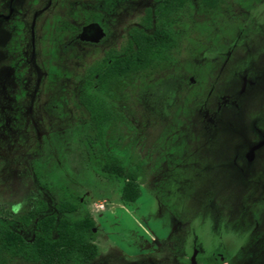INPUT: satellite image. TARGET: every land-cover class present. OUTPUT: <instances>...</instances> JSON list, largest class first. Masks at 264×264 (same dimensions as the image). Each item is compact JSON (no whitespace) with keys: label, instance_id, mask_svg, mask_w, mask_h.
<instances>
[{"label":"flooded vegetation","instance_id":"af4514ba","mask_svg":"<svg viewBox=\"0 0 264 264\" xmlns=\"http://www.w3.org/2000/svg\"><path fill=\"white\" fill-rule=\"evenodd\" d=\"M238 1L182 0V6L176 7L174 0H0V66L7 63V66L15 67L19 58L31 59L32 48L36 47L35 34L45 35L48 32L58 37L64 34L69 35V43L63 42V47L72 46L75 41H78L82 44L91 45L99 51H105L99 60L90 64L87 70L75 71V79L69 86L68 93L63 92L62 98H60L63 100V110L61 105L60 108L59 105H51L52 110L54 109L57 115L65 119H63V124L71 125L74 135L72 141L70 139V144L68 141L62 146L59 145L58 150L53 145V149L50 151L49 142H45L39 151V154H44L41 156L43 163L34 166L33 163L36 162V159L34 161L30 160L28 164L31 166H28V169H25L22 175L12 172L10 167L8 168V172H12L15 182L21 180L23 186L27 187L26 193L33 195L34 201L31 202L30 200V206L23 214L17 216L14 214L10 216V213H8L9 216L0 215V222L14 226L22 225V218L33 209L45 208L46 206L52 208V202L56 201L61 194V185L66 184L82 201V204L78 206V211H85L92 222L93 238L91 241L95 244L97 253L91 260L83 264L91 262L99 253L97 239L101 241V244H104L103 241H106L108 246L112 244L97 215L93 213L91 203L102 201V204L96 203L98 209H104L106 204L112 208L115 204L126 207L129 205L134 206L136 203L135 201L129 204L121 199L118 191L121 182L116 179H109L104 175L100 171L99 164L107 159L111 153H115L125 163V169H127V164L135 165V175L140 194L142 187L147 183L150 176L155 180L160 179V186H165L167 182L170 190L178 191L179 187L174 180L178 178L183 182L182 179L184 178L181 177H187L188 169L184 166L181 170L175 169L179 165L176 162L178 156L174 155L169 148L179 134L186 140L187 132L183 134L180 132L184 129L183 125L189 126L187 129L190 131L195 123L206 132L218 130L223 123L230 130H235L236 140L231 146H228V144L232 141L226 140L230 137L229 132L222 133L225 135V146L230 148L224 146V152H221V155L213 156L212 158H215V160L212 159L211 162L213 166L218 163L219 166L223 165L222 169L232 171L231 174L246 179L243 186L248 187L251 180H247V175L253 176V174H256L254 175V178H256L264 170L262 168L264 167V152H261L264 150V127L260 123L261 113L257 110L251 111L257 100L262 101V97L253 101L255 95L253 93L256 86H264V44L257 45L260 48L257 58H260L261 65H256L253 61L248 64L249 62H244L245 60L235 61L234 64V58L228 61V57L220 60L215 71L207 72L204 78L198 81V78L195 80L188 74L184 77V82L178 80L173 84H168L169 86L167 84L162 85L165 72L170 68L169 65L175 62L174 53L179 50L178 37L182 34L181 28L190 26V24L188 25L189 16L194 15L202 18L204 12L212 15L215 13L222 14L221 8L223 6L229 7L231 4H237ZM79 3L81 7L78 11H75L74 6ZM192 3H196L200 8L191 11L190 6ZM43 15L44 18H42ZM181 17H183V24L179 19ZM41 19L43 23H40ZM75 20H78V22L74 23ZM160 35L168 37L167 40L170 43L162 45V48L166 47L165 49L172 52V59L161 67L157 66L152 74H144L128 82L125 65L126 53L130 50L159 49L160 45L153 44V42L158 43L157 37ZM15 38L18 39L15 40ZM52 41L55 40L52 38ZM184 46L186 50H191V47H193L190 43L184 44ZM19 47H22L21 50H18ZM195 47H198L200 51L202 50L200 48L201 44L197 43L194 45ZM117 56L120 57V65H111L112 58ZM204 57L200 63L205 62L207 64L213 61L211 52H209V56L205 54ZM25 69L27 71H24ZM31 71V66L24 69L19 68L17 75H13L12 87L16 79L17 82L23 84L24 90L19 89L22 97L16 95L20 100L8 96L4 97L3 95L0 97L10 99L13 104V107L8 108V106H5L6 104L2 103L4 105L1 108L3 115H7L10 109V112H13V110L19 111L22 107L15 102L22 101V98L31 100L33 97H37L38 100L43 101L55 99L53 97L54 92H52L55 91V88L53 87L54 90L43 88L41 86L42 77H34V73ZM225 71H228V73L223 74ZM144 78H151L150 81L155 80L154 83L157 81L160 83L158 86L159 98L155 99L153 106L148 105L145 108L150 113L151 110L154 111L152 118L148 119L147 122V118L143 116L142 108H137L138 115H136L135 125L126 113L129 104L128 91L132 89L131 86L134 83L138 84ZM4 81L5 75L0 73V91L3 92L4 90L3 93L6 94L8 90L1 87ZM61 88L64 91L66 89L64 86ZM11 90L13 91V88ZM190 92L191 96L189 95ZM9 94L12 93L9 92ZM192 96L194 98L189 99ZM96 100L104 101L108 111L115 110L119 114V118L113 126L109 123L110 134L108 137L104 136L103 144L97 137L95 119L90 113V108L87 107L90 105L95 107ZM177 103H179V107H176ZM188 105L191 111L188 112L186 118L184 115V120L180 123L181 113H175V108L177 110L183 106L188 108ZM78 118H82V121ZM186 119L187 123L184 124ZM88 122H91L93 127L92 135L85 132L89 126ZM145 123L148 124L145 125ZM151 125L153 127L150 128ZM77 134L79 135L80 144H83L86 149V164L88 166L85 163L80 162V164H83L92 173L106 179L108 183L115 182L118 201L109 198V190L106 191L107 183L101 181L94 182L99 191H96V187H94L90 189L91 191L85 188L80 193L76 192L73 184L67 180L68 177H64L62 182L58 183V186L55 184L54 173L60 169L63 158L68 161V167H73L72 171L69 170L68 173H72L79 167V162L75 165L69 162L70 158L77 156L74 152L76 149L73 146ZM77 144L79 145V143ZM60 158L62 159L60 160ZM208 161L205 163L208 167H204L203 176L211 172V170H206L210 167ZM43 164L47 165L46 169L37 170L40 166L44 168ZM151 165H154V168ZM93 166L96 170H93ZM175 172H179L177 176H175ZM62 173L64 175L63 169ZM24 177L27 180L23 179ZM52 180L53 186L58 190L57 196H54L48 190ZM77 180H80V177H77ZM248 188V191H252L251 188L253 187ZM203 189L205 191L198 194V198H196L198 202L192 204V211L190 214L188 212V217L185 215V207L175 211L178 218L175 217L177 230L174 231L183 229L186 223H190L193 228L190 232L191 238L183 243L181 264H264V227L259 226V221L255 219L250 233H254L256 236L252 242H249L251 245L237 243L232 247L228 246L227 243L226 246L224 244L219 245L218 248L209 251L208 255L206 254L205 239L208 240V238L205 233L209 223L215 224V229L223 235L227 230L225 228L230 227V225L234 226L235 221H233L231 214L223 215L226 204L221 200H217L218 190L214 187L211 188L208 183ZM5 210L7 209L0 206V214ZM238 212L237 209L236 213ZM239 216V220H241L242 215ZM196 228H198V231H196ZM188 235V233L185 234V238ZM221 235H218L219 239ZM169 238L170 236L164 237L162 244H165L164 242ZM224 240H228L227 235L224 236ZM198 241L202 248L199 247ZM229 241L233 240L230 239ZM101 244L99 242V245ZM256 244L261 245L256 246ZM170 248L173 250V247ZM221 251H226L227 254H223ZM184 253H187L188 256L186 257ZM2 254L20 259L25 263L39 264L26 260L21 255L11 254L6 250L0 251V264L4 263Z\"/></svg>","mask_w":264,"mask_h":264},{"label":"rangeland","instance_id":"374dc122","mask_svg":"<svg viewBox=\"0 0 264 264\" xmlns=\"http://www.w3.org/2000/svg\"><path fill=\"white\" fill-rule=\"evenodd\" d=\"M80 7L81 4L79 3L74 6V10L78 11ZM199 8L196 3H192L190 6L191 11ZM221 9L222 14L215 13L212 15L204 12L202 18L194 15L189 16L188 25L190 24V26L181 28L183 32L181 31L182 34L178 37L180 42L179 50L174 53L175 62L170 64V68L165 72V79L162 85L167 84L169 86L178 80L184 82V77L188 74L195 80L198 78V81L204 78L207 72L215 71L220 60L228 57V61L234 58V64L235 61L245 60L244 62H249L248 64L253 61L254 64L261 65L260 58H257L260 52V48L257 45L264 44V0H239L237 4H231L229 7L223 6ZM42 18H44V15ZM179 19L183 24V17ZM41 22L43 23L42 19L40 20ZM76 22L78 20L74 21V23ZM52 38L55 41H52ZM69 38V35L64 34L58 37L53 36L49 32L45 35L35 34L36 47L32 48L31 59L19 58L15 67L7 66V63L0 66V73L5 75V81L1 87H5L8 90L6 94L3 93L4 90L3 92L0 91V97L3 95L4 97L8 96L9 98L13 97L20 100L17 96L20 95L22 97L20 90H24L23 84L15 79L16 82H14L12 87L13 75H17L19 68L24 69L29 66L32 67L31 72L34 73V77H42L41 86L43 88L48 90L55 88V91H52L54 92V100L46 99V101H43L38 100L39 98L37 97H33L31 100L22 98V101L15 102L17 105H21L22 108L19 111L13 110V112H10L11 109L8 112L5 111L7 115L1 113V108L4 106L2 103L9 108L13 107L12 101L8 98H0V206L7 209L0 214L1 216H9L8 213H10V216L11 214L15 216L23 214L30 206V203L34 201L33 195L26 193L27 187L23 186L21 180L15 182L12 172L20 175L24 174L25 169L31 166L28 164L30 160L34 161L36 159V162L33 163L34 166L39 163L42 164L43 158L41 156L44 154H39V151L45 142H49L51 146L49 150L51 151L53 145L58 150L59 145L62 146L68 141L70 144L72 141L74 134L71 130V125H64V118L57 115L56 111L52 110L51 105H59V108L61 105L63 110V100L60 98H62L63 92L68 93V88L75 79V71L87 70L90 64L99 60L105 51H99L91 45L82 44L78 41H75L72 46L63 47V42H68ZM17 39L15 38V40ZM188 43L193 46L191 50L185 49L184 44ZM197 43L201 44V51L198 50V47L194 48ZM21 48L19 47L18 50H21ZM209 52L212 53L213 61L207 64L205 62L203 64L200 63L205 58V54L209 56ZM225 63L228 64L227 61ZM24 71L27 70L25 69ZM227 73L228 71L223 72V74ZM141 80L138 84L134 83L131 86L132 89L128 91L129 104L127 105L126 113L135 125L136 115H138L137 108H142L143 116L147 118V122L148 119L152 118L154 111L151 110L150 113L145 108L148 105L153 106L155 99L159 98L158 86L160 83L158 81L154 83L155 80L150 81L151 78ZM62 86L66 88L65 91L61 88ZM12 88L13 91L11 90ZM9 92L12 94H9ZM253 94H255L253 101L262 97L261 102L257 100L253 104L251 111L257 110L261 113L260 123L263 126H260L264 127V86H256ZM189 95L191 96V92ZM193 98L192 96L189 99ZM177 106L179 107V103L176 104ZM175 109V113H181L180 123L184 120V115L186 118L188 112L191 111L189 105L188 108L183 106L178 110L177 108ZM65 110L68 111L67 108ZM78 119L82 121V118ZM88 123L89 126L85 132L92 135L93 127L91 122ZM186 123L187 119L184 124ZM147 124L145 123V125ZM187 127L189 126L183 125L184 129L180 130L182 134L187 132L186 140L179 134L169 148L174 155L178 156L176 162L179 165L175 169L181 170L183 166L188 169L187 177H181L184 178L182 179L183 182L178 178L174 180L179 187L178 191L170 190L167 182L165 186H160L161 180H155L150 176L147 183L142 187L141 194L134 206L120 207L115 204L111 208V206L106 204L104 209H98L96 203L102 204V201L91 203L93 213L97 215L112 244L110 243L111 245L108 246L107 242L103 241L104 244L106 243L104 245L97 239L99 253L87 264H181L180 258L183 255V243L191 238L190 232L193 228L190 223H186L183 229L174 231L177 230L175 217L178 218L175 211L185 207V215L188 217L192 211V204L198 202L196 198H198L200 192L205 191L203 188L207 186V183L211 185V188L214 187L218 190L217 200H221L226 204V208H223V215L231 214L237 226L234 227L235 225L229 224V229L225 228L227 229L226 232L221 235L215 229V224L209 223L205 233L208 240L203 236L207 247V252H204L207 254L209 251L218 248L219 245L222 246V244L225 245L227 243L228 246L232 247L237 243L251 245L249 242H252L256 236V234L250 233L251 226L254 225V219L259 221V226L264 227V170L256 178H254L256 174H253V176L247 175V180H251L248 187H253L251 188L252 191H248L249 188L243 186L246 179H241L238 175L231 174L232 171L222 169L223 165L219 166L218 163L213 166L211 162L212 159L215 160V158H212L213 156L221 155V152H224L226 140L232 141L228 146L233 144L236 140L235 130H230L224 123L218 130L209 132L199 128L196 123L194 127L191 126L193 128L190 131H188ZM225 131L229 132L228 135H230L226 140L225 135L222 134ZM177 132L180 133L179 130ZM79 141V135L77 134L73 144L76 149L74 152L77 156H73L69 160L74 165L79 162V167L75 169L77 171L74 170L72 173H68L69 170L72 171L73 167H68V161L63 158L60 169L54 173L55 184L58 186V183L62 182L64 177H68L67 180L73 184L76 192L80 193L85 188L91 191L90 189L94 187H96V191H99L94 182L101 181L107 183L106 191L107 189L109 190V198L118 201L115 182L108 183L106 179L92 173L83 164H80L81 162L88 166L86 164V149ZM228 146H225V148H230ZM261 152L263 153L264 150ZM206 161L210 163V167L206 170H211V172L203 176ZM43 166L44 168L40 166L37 170L46 169L47 165L43 164ZM9 167L12 172H8ZM152 167L154 168V165ZM262 168L264 169V167ZM93 170H96L94 166ZM178 173L175 172V176ZM15 176L18 177L17 175ZM77 177H80V180H77ZM23 179L27 180L25 177ZM53 185L52 180L48 190L54 196H57L58 190ZM234 206L236 208H233ZM232 209L236 210L232 211ZM237 209L238 213H236ZM240 214L242 215L241 220H239ZM196 229L198 231V228ZM187 233L189 235L185 238ZM218 235H221L223 239H219ZM225 235H227L228 240H224ZM166 236H170V238L164 242L165 244H162ZM230 239L233 241H229ZM99 242L101 245H99ZM260 245L256 244V246ZM169 247H173V250L172 248L170 250ZM199 247L202 248V245H199ZM226 251L221 252L227 254ZM2 255L4 257L3 264H29L20 259L9 257L7 254ZM184 255L188 256L187 253H184Z\"/></svg>","mask_w":264,"mask_h":264},{"label":"trees","instance_id":"16d2710c","mask_svg":"<svg viewBox=\"0 0 264 264\" xmlns=\"http://www.w3.org/2000/svg\"><path fill=\"white\" fill-rule=\"evenodd\" d=\"M174 5L182 6V0H174ZM157 38L158 43L153 44L160 45L159 49L130 50L126 53L128 82L135 77L152 74L157 66L161 67L172 59V52L166 47L162 48V45L170 43L168 37L160 35ZM111 65L119 66L120 57H113ZM87 107L95 119L97 137L103 144L104 138L110 134L109 123L113 126L119 114L115 110L108 111L104 101L96 100L95 107ZM109 156L99 164L100 171L109 179L120 181L118 191L121 199L129 204L134 203L140 195L135 165L127 164L125 169V163L117 154L111 153ZM79 204H82L79 197L66 184H62L61 194L52 202V208L46 206L33 209L22 218V225L0 222V251L21 255L39 264L88 262L96 255L97 248L91 241V219L85 211H78Z\"/></svg>","mask_w":264,"mask_h":264}]
</instances>
